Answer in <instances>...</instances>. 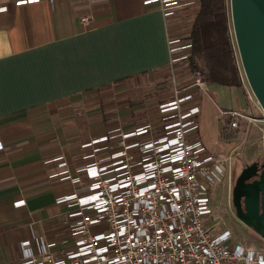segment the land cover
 Segmentation results:
<instances>
[{
    "label": "crops",
    "instance_id": "1",
    "mask_svg": "<svg viewBox=\"0 0 264 264\" xmlns=\"http://www.w3.org/2000/svg\"><path fill=\"white\" fill-rule=\"evenodd\" d=\"M187 18L144 0H0V264H19L23 241L35 254L41 236L70 243L60 217L71 207L56 199L73 188L50 178L58 154L72 174L86 163L67 143L69 99L169 69L168 37ZM207 85L221 110L243 108L241 88Z\"/></svg>",
    "mask_w": 264,
    "mask_h": 264
},
{
    "label": "built area",
    "instance_id": "2",
    "mask_svg": "<svg viewBox=\"0 0 264 264\" xmlns=\"http://www.w3.org/2000/svg\"><path fill=\"white\" fill-rule=\"evenodd\" d=\"M144 3L156 4L164 18L198 8V0ZM168 45L173 72L187 61L191 45L176 35ZM193 76L181 89L172 81L174 97L158 107L157 123L108 130L84 142L86 163L74 174L63 154L54 157L62 170L50 178L73 188L56 199L71 207L60 217L70 243L41 236L35 254L23 241L19 264H264L263 239L250 228L258 241L236 239L213 209V191L231 180L233 153L211 152L200 138L199 99L208 85L204 73ZM221 115L229 131L249 120L235 110Z\"/></svg>",
    "mask_w": 264,
    "mask_h": 264
},
{
    "label": "rangeland",
    "instance_id": "3",
    "mask_svg": "<svg viewBox=\"0 0 264 264\" xmlns=\"http://www.w3.org/2000/svg\"><path fill=\"white\" fill-rule=\"evenodd\" d=\"M189 22V19L178 22L180 29L175 34L177 37H185ZM231 32L233 37L232 27ZM233 43L243 85L241 92H235L244 100L243 108L235 111L243 113L249 120L241 123V130L229 131L227 121L221 115L223 110L212 93L207 91L199 99V136L209 151L233 153L231 180L245 164L264 163V113L243 73L234 37ZM193 74L187 62H184L173 72L167 69L140 75L74 96L61 110L65 116V130L77 135L67 139L68 146L79 149L90 139L82 136L83 133H105L116 128L128 129L157 123L158 107L174 97L172 81L175 80L177 88L181 89L192 83ZM220 129L224 131L221 135ZM231 180L213 191V209L222 217L223 227L229 229L236 239L255 242V234L234 217L230 204ZM260 242L264 243L263 240Z\"/></svg>",
    "mask_w": 264,
    "mask_h": 264
},
{
    "label": "water",
    "instance_id": "4",
    "mask_svg": "<svg viewBox=\"0 0 264 264\" xmlns=\"http://www.w3.org/2000/svg\"><path fill=\"white\" fill-rule=\"evenodd\" d=\"M230 22L247 83L264 113V0H228ZM247 166L236 180L233 204L237 219L264 240V164ZM252 171L251 174H247ZM258 176L250 184L247 180ZM243 204V210L240 206Z\"/></svg>",
    "mask_w": 264,
    "mask_h": 264
},
{
    "label": "trees",
    "instance_id": "5",
    "mask_svg": "<svg viewBox=\"0 0 264 264\" xmlns=\"http://www.w3.org/2000/svg\"><path fill=\"white\" fill-rule=\"evenodd\" d=\"M186 16L190 22L183 40L191 45L186 61L189 69L204 73L207 84L242 89L229 1L198 0L197 10Z\"/></svg>",
    "mask_w": 264,
    "mask_h": 264
},
{
    "label": "flooded vegetation",
    "instance_id": "6",
    "mask_svg": "<svg viewBox=\"0 0 264 264\" xmlns=\"http://www.w3.org/2000/svg\"><path fill=\"white\" fill-rule=\"evenodd\" d=\"M254 163H257V172H256V174H260V172H261V166L264 164V163H258V162H252V163H250V164H245L244 165V167H242V169L240 170V172L237 174V175H235L234 177H232V180H231V185H230V204H231V208H232V211H233V214H234V217L236 218V220L238 221V219H237V209H236V207L234 206V204H233V189H234V187H235V184H236V180H237V178H238V176L240 175V173L242 172V170H244L247 166H250V165H252V164H254ZM252 173V171H248L247 172V174H251ZM258 179V176H255V177H252V178H250L249 180H247L246 182H245V184H250V183H252L253 181H255V180H257ZM212 205H213V202H212ZM240 206H241V209L243 210V204H242V202L240 201ZM239 222V221H238ZM241 223V222H240Z\"/></svg>",
    "mask_w": 264,
    "mask_h": 264
}]
</instances>
